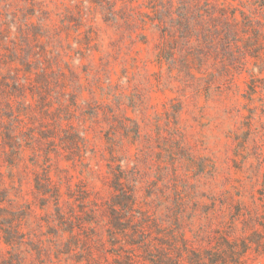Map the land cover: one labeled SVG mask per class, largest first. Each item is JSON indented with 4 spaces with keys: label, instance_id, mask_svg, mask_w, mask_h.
<instances>
[{
    "label": "rangeland",
    "instance_id": "374dc122",
    "mask_svg": "<svg viewBox=\"0 0 264 264\" xmlns=\"http://www.w3.org/2000/svg\"><path fill=\"white\" fill-rule=\"evenodd\" d=\"M263 176L264 0H0V264L240 249Z\"/></svg>",
    "mask_w": 264,
    "mask_h": 264
},
{
    "label": "trees",
    "instance_id": "16d2710c",
    "mask_svg": "<svg viewBox=\"0 0 264 264\" xmlns=\"http://www.w3.org/2000/svg\"><path fill=\"white\" fill-rule=\"evenodd\" d=\"M261 187L262 188L259 191V195L261 196L260 200L264 201V176ZM253 244L255 245L254 249L252 248ZM227 249V252L216 251L215 253H210L207 255V259H204V257H200V255H195L193 262L195 264H247L244 259V254H246L247 252L254 250L258 255L264 254V233L254 231L249 239H243L241 241L240 249H236L232 245H229ZM227 258H229L230 260H227ZM171 264L179 263L172 262Z\"/></svg>",
    "mask_w": 264,
    "mask_h": 264
}]
</instances>
